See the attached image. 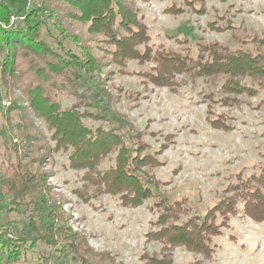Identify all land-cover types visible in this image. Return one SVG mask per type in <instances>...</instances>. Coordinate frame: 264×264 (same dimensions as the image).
<instances>
[{
    "label": "trees",
    "instance_id": "1",
    "mask_svg": "<svg viewBox=\"0 0 264 264\" xmlns=\"http://www.w3.org/2000/svg\"><path fill=\"white\" fill-rule=\"evenodd\" d=\"M29 1L28 10L0 0V86L5 89L7 109L17 112V139L7 144L12 157L5 158L8 174L1 182L9 199L0 200V213L25 218L16 231L11 220L0 217V264H31L33 256L36 264H94L91 258L113 264L108 252L94 251L87 236L73 228L72 216L64 209L69 199L50 183L53 173L47 160L58 152L68 153L69 169L82 171L81 186L72 190L81 203L104 195L116 197L123 208L152 201L156 229L146 235L161 248L159 254L140 256L145 264H171L176 248L199 255L195 264H201L213 256L212 238L230 228L231 218L264 224V154L263 163L254 164L249 174H235L203 210L187 197L169 201L159 192L168 182L158 180L153 170L163 166L159 156L173 143V135L161 136L158 149L152 151L144 136L158 133L140 130L116 111L108 85L114 72L126 73L127 61L151 62L150 71L136 74L154 87L175 92L202 78L212 88L203 95L210 103L260 108L264 98L253 107L240 96L264 97V32L231 30L234 49L216 41L199 42L192 58L188 52L153 50L148 27L129 0ZM184 3L199 15L206 12L203 0L198 6L192 0ZM165 11L177 15L184 9L172 4ZM207 26L221 32L231 23L227 19L224 28L214 22ZM168 38L187 44L173 34ZM61 94L73 102L63 107ZM206 115L212 129L233 130L226 117L209 105ZM87 119L113 124L91 129L83 123ZM37 120L45 123L49 136ZM111 155L114 164L100 170L101 162ZM42 205L48 210L46 222L40 218ZM228 238L236 241L231 234Z\"/></svg>",
    "mask_w": 264,
    "mask_h": 264
},
{
    "label": "rangeland",
    "instance_id": "2",
    "mask_svg": "<svg viewBox=\"0 0 264 264\" xmlns=\"http://www.w3.org/2000/svg\"><path fill=\"white\" fill-rule=\"evenodd\" d=\"M129 1L148 27V44L153 50H173L182 55L188 52L194 58L199 42L216 41L234 49L236 44L231 30L245 34L264 32V0H203L206 9L203 15L190 10L184 0ZM192 1L195 6L199 5L198 0ZM10 3L13 8L25 7L29 10L32 7L29 0H10ZM172 4L183 8L184 12L177 15L166 12ZM13 17L14 12H11V19H15ZM227 19L231 23L228 30L213 31L207 26L214 22L224 28ZM172 34L180 40L186 39L187 44L168 38ZM152 65L151 62L139 65L129 60L124 68L126 73L114 72L110 76L108 85L113 93V108L140 130L158 133L156 137L144 136L152 151L158 149L161 136L173 135V143L159 156L163 166L153 170L158 180L168 182L159 192L169 201L187 197L203 210L217 200V195L228 181L234 180L235 174H249L254 171V164L263 163L264 106L252 109L245 103L239 107L210 103L203 95L212 88L202 78L175 88V92L154 87L136 74L150 71ZM116 69L114 67V71ZM4 93L5 89L0 86V200L7 203L9 198L3 194L1 182L8 174L5 158L12 157L7 144L17 139V112L7 109L8 100ZM126 93L130 94V98ZM240 98L250 101L255 107L264 97L259 94L252 98ZM59 99L63 107L73 102V98L62 94ZM208 105L214 113L226 117L233 127L232 131L210 127L206 119ZM36 122L49 136L45 123L41 120ZM83 123L91 129L98 126L108 128L113 124L88 119ZM67 157L68 153L58 152L47 160V168L53 173L50 183L69 199L70 204L64 209L72 216L73 228L87 236L92 249L98 253L108 252L113 264H145L146 260L140 256L159 254L161 245L148 240L146 235L156 229L153 224L156 215L150 210L152 201L147 200L137 208H123L116 197L104 195L96 201L92 199L89 204L81 203L72 190L81 186L82 171L69 169ZM112 157L104 159L99 169L112 166ZM47 213V208L42 205L40 218L44 222L49 220ZM0 217L3 221L11 220L16 231L25 224L22 214L6 216L1 212ZM229 224L230 228L224 230L223 235L212 238L211 246L215 252L211 259L203 260L201 264H264V224H255L247 218H231ZM229 234L236 238L235 242L228 238ZM31 259L30 263L36 264L35 256ZM91 259L94 264H109L106 259ZM195 259L201 257L176 248L171 264H195Z\"/></svg>",
    "mask_w": 264,
    "mask_h": 264
},
{
    "label": "built area",
    "instance_id": "3",
    "mask_svg": "<svg viewBox=\"0 0 264 264\" xmlns=\"http://www.w3.org/2000/svg\"><path fill=\"white\" fill-rule=\"evenodd\" d=\"M14 18V17H13Z\"/></svg>",
    "mask_w": 264,
    "mask_h": 264
}]
</instances>
